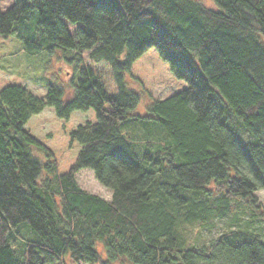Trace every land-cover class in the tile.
<instances>
[{
  "label": "trees",
  "instance_id": "obj_1",
  "mask_svg": "<svg viewBox=\"0 0 264 264\" xmlns=\"http://www.w3.org/2000/svg\"><path fill=\"white\" fill-rule=\"evenodd\" d=\"M212 2L13 0L0 10L1 37L34 21L29 52L56 47L82 62L87 51L117 87L110 94L83 65L70 96L55 85L44 98L17 85L0 90V264H264V240L249 232L227 231L206 246L189 233L238 206L264 221L255 195L264 189V0ZM149 49L187 88L129 116L139 96L120 74ZM45 107L61 120L89 109L96 116L70 132L80 149L63 175L25 130ZM85 169L109 200L77 184Z\"/></svg>",
  "mask_w": 264,
  "mask_h": 264
},
{
  "label": "rangeland",
  "instance_id": "obj_2",
  "mask_svg": "<svg viewBox=\"0 0 264 264\" xmlns=\"http://www.w3.org/2000/svg\"><path fill=\"white\" fill-rule=\"evenodd\" d=\"M195 1L212 8V0ZM12 4L13 0H0V10L5 11ZM35 26L33 21L30 29L24 31L20 29L6 38L0 36V90L9 85H17L32 95L44 98L47 88L50 85H55L60 87L66 96H70L75 90L74 85H77L83 77L81 70L84 68L83 65H86L101 78L110 94L117 92L113 72L104 62H93L87 51L80 54L82 62L72 61L75 58L72 57L73 53L63 52L62 49L56 47H53L51 51L29 52L24 39L33 38ZM75 28L76 26L68 25L71 35L75 33ZM71 57L72 59L69 60ZM120 75L125 88L139 96V103L129 111V116H144L152 101L164 100L187 88L184 81L177 80L171 74L167 63L161 60L155 49H149L131 65L128 72H123ZM95 121L96 116L91 109L73 112L68 120H61L57 118L52 108L45 107L39 114L28 120L25 130L37 142L51 151L52 158L57 165V173L63 175L73 166L80 149L76 142L70 141V132L78 125ZM120 132L125 134L126 129L121 126ZM33 155L41 163H45L47 160L46 155L38 149L33 150ZM75 178L77 184L86 192L106 200L110 199V190L95 180L91 170H81ZM255 195L263 204L264 210V189L258 190ZM25 229L28 230L27 226L20 225L18 231L27 234ZM231 230H244L264 240V221H255L242 206H238L226 218L215 219L201 227L193 226L189 233L196 244L206 246L211 241H217L223 233ZM98 247L101 250V247ZM55 264L75 263L66 257L64 262L58 260ZM114 264L127 263L124 261Z\"/></svg>",
  "mask_w": 264,
  "mask_h": 264
},
{
  "label": "bare ground",
  "instance_id": "obj_3",
  "mask_svg": "<svg viewBox=\"0 0 264 264\" xmlns=\"http://www.w3.org/2000/svg\"><path fill=\"white\" fill-rule=\"evenodd\" d=\"M261 202V201H260ZM263 205V204H262Z\"/></svg>",
  "mask_w": 264,
  "mask_h": 264
}]
</instances>
